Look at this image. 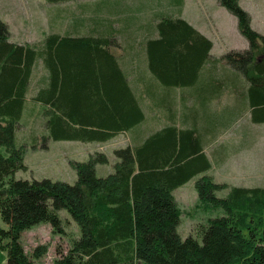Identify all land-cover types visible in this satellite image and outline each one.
<instances>
[{"label":"trees","instance_id":"trees-1","mask_svg":"<svg viewBox=\"0 0 264 264\" xmlns=\"http://www.w3.org/2000/svg\"><path fill=\"white\" fill-rule=\"evenodd\" d=\"M217 1L236 17L248 49L215 57L209 37L172 15L150 21L151 29L127 24L116 30L113 24L124 20L117 11L109 35L87 26L95 18H77L73 29L31 44L11 41L0 20V147L8 152L0 154V218L8 226L0 228V240L9 239L7 264L42 258L48 247L28 254L22 234L42 222L65 234L63 209L80 237L58 252L56 264H264V187L232 186L220 198L216 192L229 185L202 176L199 205L222 208L225 215L199 225L201 238L178 233L182 211L173 191L211 169L206 149L221 119L211 116L213 133L211 123L190 111L232 94L235 100L215 106L248 111L254 124H264V35L252 28L240 0ZM120 35L125 58L112 52L120 48ZM146 112L156 113L149 120L157 126L164 123L136 143L134 128L147 122ZM39 118L52 141L106 145L121 133L132 141L114 148V171L106 177L96 174L97 164L109 163L98 151L76 162L73 184L17 179L27 170L26 145L17 144V134L25 140V130L36 129Z\"/></svg>","mask_w":264,"mask_h":264},{"label":"rangeland","instance_id":"rangeland-1","mask_svg":"<svg viewBox=\"0 0 264 264\" xmlns=\"http://www.w3.org/2000/svg\"><path fill=\"white\" fill-rule=\"evenodd\" d=\"M240 6L251 16L252 28L264 35V0H240ZM117 11L121 12L116 13L117 19L122 17L124 20L113 24L115 18L113 14ZM171 15L184 18L209 37L214 43L211 54L215 57H221L230 51H244L249 47L247 40L238 30L236 17L219 5L217 0H79L57 4H50L46 0H0V20L8 25L11 41L23 44L44 42L46 36L52 32L65 33L73 29L76 23H80L75 21L77 18H95L98 22L92 18V24L88 20L87 26L92 25L91 30L94 32L109 35L113 31L112 24L116 30L127 24L136 25L141 30L151 29L150 21L157 22L159 18ZM129 34L126 33V36ZM121 37L118 36L116 41L122 53L121 46H124L125 42L120 40ZM178 93L182 91L176 92L177 96ZM233 99L235 100L234 95L226 94L220 101L211 104L209 109L196 111L198 109L196 104L190 111L191 117L196 120L211 123L213 133L214 121L211 116L217 114L221 119L212 135L213 137L216 135L215 142L209 144L206 149L212 163L211 169L196 175L173 191L182 211L178 233L183 239L189 235L201 238L196 234L199 225L206 224L211 218L225 215L222 208L199 205L196 183L202 176L210 175L216 182L229 185L216 192L220 198L226 197L232 186L264 187V124H254L248 111L231 109L234 112L227 113L224 111L226 107L215 106L217 102L226 105ZM175 102L176 100H173V104ZM193 102L192 100L190 103ZM155 114L147 113V122H142L134 128L135 140L138 139L136 143L164 123L162 120L159 127L156 122L150 121L151 116L156 118ZM25 131V140H21L19 133L17 134V144L26 145L24 162L27 170L17 172L15 176L17 179L48 178L73 184L77 180V171L74 168L76 162L87 161L91 154L98 151L108 156L109 163L97 164L96 174L98 177H106L114 171L116 162L114 148L132 141V135L124 133L117 135L106 145L52 141L46 138L41 118L36 123V129L33 130L30 126ZM0 154L7 155V149L0 147ZM60 214L66 224L65 234L54 233L51 225L43 222L23 232L22 243L28 254L38 245L48 247L47 253L42 258L35 259L34 264H56L58 252L66 253L73 243V238L80 237V229L68 211L63 209ZM0 228H8L1 218ZM8 242V238L0 240V264H7L4 246Z\"/></svg>","mask_w":264,"mask_h":264},{"label":"crops","instance_id":"crops-1","mask_svg":"<svg viewBox=\"0 0 264 264\" xmlns=\"http://www.w3.org/2000/svg\"><path fill=\"white\" fill-rule=\"evenodd\" d=\"M115 49H117V48H114L113 49L114 51L112 50V52L115 53L117 57H121V58H125L126 57V55H124L123 53H121L119 49H117L118 52ZM44 74H45V70H44L42 64L40 63V65H39V75L40 76H44Z\"/></svg>","mask_w":264,"mask_h":264},{"label":"bare ground","instance_id":"bare-ground-1","mask_svg":"<svg viewBox=\"0 0 264 264\" xmlns=\"http://www.w3.org/2000/svg\"><path fill=\"white\" fill-rule=\"evenodd\" d=\"M184 130V129H183Z\"/></svg>","mask_w":264,"mask_h":264}]
</instances>
